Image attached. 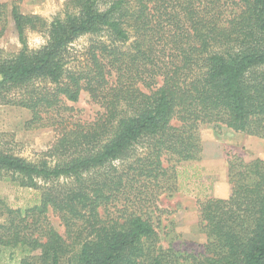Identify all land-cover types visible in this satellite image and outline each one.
<instances>
[{"label": "trees", "instance_id": "16d2710c", "mask_svg": "<svg viewBox=\"0 0 264 264\" xmlns=\"http://www.w3.org/2000/svg\"><path fill=\"white\" fill-rule=\"evenodd\" d=\"M10 16L22 49L0 48V106L57 136L35 160L0 150V181L35 192L0 197L1 264H264L262 159L228 160L230 195L198 202L202 254L164 249L154 221L179 167L202 160L203 128L264 140V0H68L50 21L17 4ZM28 32L47 42L29 48ZM83 94L101 110L69 123Z\"/></svg>", "mask_w": 264, "mask_h": 264}, {"label": "rangeland", "instance_id": "374dc122", "mask_svg": "<svg viewBox=\"0 0 264 264\" xmlns=\"http://www.w3.org/2000/svg\"><path fill=\"white\" fill-rule=\"evenodd\" d=\"M67 2L68 0H0V4H6L9 9L5 26L0 24V31L4 28L0 48L7 54H15L22 49L10 16L13 4H17L25 14L39 15L50 21L56 16H63ZM27 40L29 48L38 49L45 45L47 37L41 33L28 32ZM91 41L92 39L86 36L74 43L72 51L74 57H77V62L82 61ZM70 107L71 111L62 112L69 123L92 122L101 110L88 94H83L80 102L71 104ZM31 117V112L26 109L0 106V150L35 160L47 149L57 132L52 127L28 129L27 122ZM201 134L204 145L202 160L179 167L180 191L174 194L166 193L160 198L161 212H155L154 218L160 235V245L164 249L172 248L184 255L193 256L204 252L207 241L200 228L198 202L210 197L226 198L230 195L228 160L234 157H240L246 162L264 160L263 139L234 134L227 129L218 133L212 128H203ZM34 196V191L19 189L8 182L0 181V197L10 204L24 205ZM49 219L60 234H65V226L59 216L51 214ZM190 263L191 261L183 262Z\"/></svg>", "mask_w": 264, "mask_h": 264}, {"label": "crops", "instance_id": "0c3cea01", "mask_svg": "<svg viewBox=\"0 0 264 264\" xmlns=\"http://www.w3.org/2000/svg\"><path fill=\"white\" fill-rule=\"evenodd\" d=\"M232 132V131H231ZM234 134H237V133H235V132H233ZM221 156V155H220Z\"/></svg>", "mask_w": 264, "mask_h": 264}]
</instances>
